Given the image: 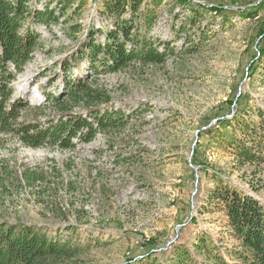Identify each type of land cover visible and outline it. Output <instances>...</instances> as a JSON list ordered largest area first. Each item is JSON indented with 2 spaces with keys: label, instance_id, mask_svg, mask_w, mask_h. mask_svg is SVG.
<instances>
[{
  "label": "rangeland",
  "instance_id": "obj_1",
  "mask_svg": "<svg viewBox=\"0 0 264 264\" xmlns=\"http://www.w3.org/2000/svg\"><path fill=\"white\" fill-rule=\"evenodd\" d=\"M78 1L73 0L60 18L67 25L52 23L53 32L33 26L42 46L31 52L17 74L10 97L27 101L30 108L20 117L30 122L56 116L55 105L44 94L56 96L64 90L59 64L73 65L72 54L86 32L93 28L103 33L112 27L99 13L100 0H82L76 13ZM257 1L188 0L183 7L178 0H164L155 8L157 24L149 35L172 42L180 53L159 65L134 62L97 76L73 65L65 76L74 79L81 74L106 87L110 101L100 107L127 117L122 125L100 131V138L90 143L73 142V150L55 144L33 148L16 136H0V161L12 172L0 187V219L90 242L84 255L89 264H129L146 250L148 240L166 247L178 235L181 242L200 231L224 236L219 211H198L214 185L213 175L264 205V188L252 189L264 183V164L238 166L224 144L212 143L207 133L219 116L229 118L235 101L230 111L229 102L241 94L242 113L250 107L241 117L261 124L259 133L264 136V59L255 61L253 75L246 76L264 45V38H259L264 8L257 17H246ZM64 3L39 0L33 8L43 10L49 4L61 16ZM196 9L199 13L190 21ZM74 24L80 25L78 31L72 29ZM198 25L210 36L206 42L200 41ZM102 33L97 34L99 41ZM188 36L199 45L197 52L182 53L179 46ZM36 106L41 107L37 114ZM68 225L76 230H68Z\"/></svg>",
  "mask_w": 264,
  "mask_h": 264
},
{
  "label": "trees",
  "instance_id": "obj_2",
  "mask_svg": "<svg viewBox=\"0 0 264 264\" xmlns=\"http://www.w3.org/2000/svg\"><path fill=\"white\" fill-rule=\"evenodd\" d=\"M37 1L0 0V136H16L24 146L33 148L55 144L62 149L73 150L75 144L72 138L77 137L79 142L86 144L96 132L122 125L123 118L127 117L100 107L110 101L106 87L96 81H87L81 74L74 79L65 76L73 69V65L80 70L86 67L89 75L97 76L104 72L122 70L134 62L159 65L180 52L172 42L154 39L149 35L157 24L155 8L164 0H100L102 8L99 13L111 21L112 27L103 33L91 28L86 32V39L81 42L80 48L72 54L73 65L70 66V62L59 64L64 73V90L59 96L44 94L46 100L55 105L56 116L46 124L30 122L27 118L20 119V115L29 110L30 106L21 97L11 102L9 100L13 93L12 82L23 71L31 52L42 46L40 34L33 26L43 25L53 32L50 26L52 23L67 25L69 22L66 19L60 21V18L66 15L73 2L65 0L61 16H57L49 4H45L43 10L34 9L33 4ZM178 1L186 7L188 0ZM82 6L83 1L79 0L74 8L76 13ZM263 8L264 0H258L253 10L246 13V17H257ZM195 13L190 21L199 10L196 9ZM79 27V24H74L72 29L78 31ZM197 27L201 31L200 41L206 42L210 36L205 26ZM99 33H102L101 41L97 38ZM259 38H264V26L259 29ZM179 47L182 53H193L198 51L199 45L188 36L182 38ZM257 51L247 77L254 73L253 63L264 59V45ZM82 60L86 63L84 66L81 65ZM234 101L235 113L229 118L219 116L207 133L212 135V143L224 144L238 166H261L264 164V136L259 133L261 124L241 117L243 113L248 114L247 109L250 108L248 106L242 113L241 94L229 102V111ZM79 107L85 108L87 117L73 114V110ZM40 108L34 107L36 114ZM256 113L262 117L259 108ZM236 130L244 138L238 137ZM0 141L4 139L0 137ZM11 175L8 164L0 161V187ZM213 181L214 185L205 193V202L199 206L198 211L201 214L219 211L224 236L200 231L181 242L178 235L166 247V244L158 245L155 240H148L145 242L146 250L129 264H264V205L254 195L220 180L217 174L213 175ZM261 188H264V183L252 186L255 191ZM194 220L192 218L191 223ZM67 229L76 230V227L68 225ZM90 244L35 224L0 219V264H89L84 255L90 251Z\"/></svg>",
  "mask_w": 264,
  "mask_h": 264
},
{
  "label": "built area",
  "instance_id": "obj_3",
  "mask_svg": "<svg viewBox=\"0 0 264 264\" xmlns=\"http://www.w3.org/2000/svg\"><path fill=\"white\" fill-rule=\"evenodd\" d=\"M10 68L13 69V66H10ZM9 101H11V99H10ZM77 109L80 110L81 108L79 107V108L74 109V110H73V114H76V113H77V114H80V115L83 116V117H87L86 110H81V111L78 113V110H77ZM52 118H54V117H43V118H40V119H39V124H46V122H47L48 120L52 119ZM20 119H21V117H20ZM91 121H92V120H91ZM94 125H96V124H94ZM100 135H101L100 132H96L92 140L94 141L95 136L100 138ZM71 140H72V142H77V141H79L77 137H74V138H72ZM92 140H91V141H92ZM91 141H90V142H91ZM90 142H88V143H90ZM65 150H66V149H65Z\"/></svg>",
  "mask_w": 264,
  "mask_h": 264
},
{
  "label": "water",
  "instance_id": "obj_4",
  "mask_svg": "<svg viewBox=\"0 0 264 264\" xmlns=\"http://www.w3.org/2000/svg\"><path fill=\"white\" fill-rule=\"evenodd\" d=\"M235 113V109H232V112H231V114H230V116H232L233 114ZM229 116V117H230ZM177 236V234L175 235V237Z\"/></svg>",
  "mask_w": 264,
  "mask_h": 264
},
{
  "label": "bare ground",
  "instance_id": "obj_5",
  "mask_svg": "<svg viewBox=\"0 0 264 264\" xmlns=\"http://www.w3.org/2000/svg\"><path fill=\"white\" fill-rule=\"evenodd\" d=\"M17 90H19L18 87H17Z\"/></svg>",
  "mask_w": 264,
  "mask_h": 264
}]
</instances>
